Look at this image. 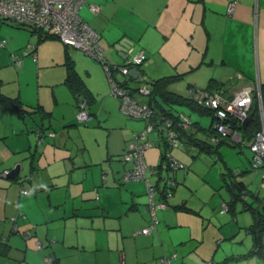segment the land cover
<instances>
[{
	"label": "crops",
	"instance_id": "obj_1",
	"mask_svg": "<svg viewBox=\"0 0 264 264\" xmlns=\"http://www.w3.org/2000/svg\"><path fill=\"white\" fill-rule=\"evenodd\" d=\"M228 1L85 0L79 13L98 31L102 54L112 63L124 64L126 60L119 41L130 45L127 56L145 53L146 60L135 66L138 76L129 80L132 88L144 84V75L154 79L144 62L161 67L167 59L172 71H187L185 84L170 87L181 93L188 85L205 88L212 77L223 82L220 91L228 95L245 85L257 86L253 98L258 94L261 126L264 0H236L232 12L226 11ZM89 3L97 4L100 10L90 11ZM173 35H178L176 40L157 58L159 46L170 42ZM29 44L32 52L25 51ZM12 53L22 55L19 65ZM68 64L75 78L83 82L87 97L77 95L70 85ZM118 73L117 78L122 79ZM0 92L18 97L28 110L18 114L0 106V264H161V256L172 253L175 256L169 258L170 264H225L229 258L242 256L247 264H264V254L251 253L252 247L238 255L224 248L219 252V246L223 247V238L216 230L219 220L204 222L211 213L206 204L214 197L208 188L209 197L197 198L195 205L205 216L192 221L188 218L196 209L187 205L185 190L177 185L179 174L174 171L171 175L172 169L163 167L166 159L161 161L160 153L154 163L152 152H147L156 140L151 135L155 130L147 133L149 145L144 147L142 159L150 168L145 171L146 179L158 189L155 200H165L167 206L156 210V227L149 233L141 232L149 222L146 179L122 177L134 165L126 158L127 142L137 137L148 120L117 111L120 100L96 57L65 45L55 36L38 39L28 29L0 18ZM81 98L90 113L86 121L76 118ZM179 109L193 113L185 106ZM197 114L196 118L190 116L203 125L205 117ZM132 118L142 120V124ZM99 119L110 120L107 128L112 134L106 137L99 132ZM38 130L44 133V140L38 139ZM73 140L75 147L70 144ZM248 146L245 149L249 152L244 150L241 157L244 164L251 156ZM193 148V156L206 154ZM112 160L123 166L121 173ZM182 163L180 168H186ZM16 165L21 166L19 175L12 178L3 173ZM28 169L30 174L25 175ZM166 175L176 181L167 197L160 188L167 185ZM245 180L255 190L261 182L260 173L248 171ZM210 185L213 187V181ZM24 188L31 191L23 192ZM236 213L232 222L236 229L230 236L244 234L243 221ZM238 223L242 225L238 227ZM211 235L217 236V247H212ZM37 241L41 248H37Z\"/></svg>",
	"mask_w": 264,
	"mask_h": 264
},
{
	"label": "built area",
	"instance_id": "obj_2",
	"mask_svg": "<svg viewBox=\"0 0 264 264\" xmlns=\"http://www.w3.org/2000/svg\"><path fill=\"white\" fill-rule=\"evenodd\" d=\"M85 0H0V16L10 17L18 22L35 29L36 32L40 31L43 34L53 35L58 37L65 45L80 48L85 50L92 56L96 57L106 70L107 78L111 83L112 92L117 94L120 98V108L123 112L135 118H142L148 120L146 125L137 134V137L128 141L129 153L126 158L133 160L134 165L132 168L125 171L123 178L125 180L140 178L146 179L145 171L150 169L142 159V151L145 146L149 145L147 140V133L154 129L153 117L154 113L152 108L146 101H140L135 96L131 95L126 89L115 83L111 76V70H117L122 74H129V69L135 67L136 64L142 63L146 60V55L143 51L134 53L126 57L124 64H119L118 69L103 54V48L99 42V33L93 28L86 20H84L79 9L84 4ZM236 0H231L228 3L227 11L232 12ZM88 9L92 12H98L100 7L95 3H89ZM29 45L28 47H30ZM27 52V49H25ZM12 58L15 64H20L22 56L12 53ZM253 86L245 85L231 96L226 97L219 93H212L202 88H190L192 98L205 107H213L215 109V116L218 119L214 124L217 131L222 135H228L234 141L240 140V135L236 129L230 125V121L234 119L239 124L247 117L250 112V107L253 102ZM137 91L141 94H149L150 89L146 84L138 86ZM113 93V94H114ZM77 118L80 121H86L90 117L85 99H80L78 102ZM180 124L188 126L190 118L183 114L180 116ZM165 126H169V120L164 121ZM166 138L173 146H179L180 140L177 138V132L171 128H166ZM39 139L44 138V133L38 131ZM49 136H53V132H48ZM249 147L252 151L253 165L259 166V169L264 170V122L261 124L260 129L255 133L251 140ZM168 153V152H166ZM165 153V154H166ZM167 165L164 163L163 167L179 168L183 163L172 155L166 154ZM8 169H4L3 173H8ZM264 179V173H263ZM166 187L173 185L175 182L172 178L167 177ZM147 184V211L149 213L148 224L141 229L143 233H149L156 227L158 218L156 214L157 209H164L167 206L165 200L156 201V190L149 180L146 179ZM264 186V182H263ZM23 192L30 190L22 189ZM167 190V188H166ZM166 197L171 195L170 191L164 194ZM37 248H41V244L37 241ZM175 256L172 253L170 256H161V264H170L169 258ZM49 260V258H48ZM50 261V260H49ZM21 264H25L22 262Z\"/></svg>",
	"mask_w": 264,
	"mask_h": 264
},
{
	"label": "trees",
	"instance_id": "obj_3",
	"mask_svg": "<svg viewBox=\"0 0 264 264\" xmlns=\"http://www.w3.org/2000/svg\"><path fill=\"white\" fill-rule=\"evenodd\" d=\"M227 6H226V11H227ZM0 17L2 20H6L10 24L13 25L18 24L16 20L10 17H6V16H0ZM18 25L28 29L32 34H36L38 39L53 36V35L43 34L40 31L36 32L34 28L23 24H18ZM26 49L27 52H32L33 46L31 45ZM142 63L136 64V66ZM112 64L114 65V68L118 69L117 65L119 64H115V63ZM177 71H175L176 73H172V74L159 75L152 80L145 78L144 80L141 81L144 84H146L150 89L149 94L146 95L145 97V101L152 108L154 113L153 130H155L158 135L162 136L161 144L159 143L161 161L164 158L167 159L166 154L172 155L171 152L169 151V148H171L173 145L166 138L167 127L177 132V138L180 140L181 144L184 143L186 145L187 144L191 145L195 147V149L199 153L216 155L217 159L222 161L221 162L222 170L220 172V176L222 178L224 187H226V189L230 194L229 199L225 200L221 204L220 212L231 211L233 214H235L237 212V208L235 207L236 204H240L239 208L241 210H248L251 214V222L245 228L247 232L252 235V239H253L252 249L250 252L264 254V186H263L264 170L259 169V166L255 167L253 165L251 149H250L251 156L248 158V162H246L245 164L244 161L240 162L234 167L230 166V164L227 163V161L224 159L223 153L220 151L222 145L228 144L238 148V150H240V153H244L245 146L247 147L249 145V144L247 145V143L253 138L255 133L260 129L258 100L256 96L253 98V102L250 107V112H252V118L251 120L248 121V123L245 126H242V123L239 124L234 119L230 121L231 127L233 129H236L240 135V140L234 141L230 138V136L222 135L221 132L217 131V129L214 127L213 123L218 121V119L215 116L216 115L215 109L213 107H205L192 98L190 88H197L196 86L188 85L185 93H181L170 88V85L173 81H176L179 78L185 76V73L187 72V71L185 72H181V71L177 72ZM68 72H69L67 74L68 81L71 82L70 85L74 88L77 95L80 93V94H84V96L87 97L83 82L78 81L77 78H75L74 71L71 70L70 64H68ZM116 73H118L117 70H111V76L114 79L115 83H117V85L126 89L131 95H133L134 91L135 90L137 91L138 88V86H136V88L134 87L132 88L129 84V80L134 81L133 76L131 75L129 76V74L125 75L122 73H118L123 76L122 79H118ZM222 84H223L222 81H218L217 79L212 77L208 80L206 87L202 89L212 93H219L226 97L231 96L232 93L228 95L225 92L220 91V87ZM0 106L10 111L16 112L18 114L22 113L23 111H28L27 108L23 106L22 101L18 97L5 95L2 92H0ZM181 106H185L189 108L191 111L197 112L202 115L204 114L210 115L209 124L205 125L203 123L202 125L199 121L192 119L189 113L187 114L185 113V111H183V109H179ZM125 114L127 116H130L127 113ZM183 114L187 115L190 118V123L186 127L180 124V122L182 121L180 116ZM165 120H169L170 122L169 126H165L164 124ZM44 139L45 136L42 140ZM127 147H128V142H127ZM240 153L238 154L240 155ZM241 157L243 158V156H240V158ZM164 163L167 165V160ZM165 168L167 170L172 169V168H168V166ZM6 169L9 170L10 168H6ZM175 169L177 168H174L172 170ZM253 170H258L261 176V182L255 190L249 188L247 184L248 182L245 180V173L248 171L251 172ZM124 174L125 172L123 173V176ZM165 177H166L165 180H167V177L172 178L170 175H166ZM174 182L176 183V181ZM175 183L173 185L168 186L167 190H166V185L164 186L165 189L164 187L162 188L161 186L160 188L164 190L163 194H165L166 191H170L171 187L172 186L174 187ZM152 185L155 188V190H158L154 184ZM28 189L31 191V188Z\"/></svg>",
	"mask_w": 264,
	"mask_h": 264
},
{
	"label": "rangeland",
	"instance_id": "obj_4",
	"mask_svg": "<svg viewBox=\"0 0 264 264\" xmlns=\"http://www.w3.org/2000/svg\"><path fill=\"white\" fill-rule=\"evenodd\" d=\"M161 33L162 34L165 33V34L169 35V32H166L163 30L161 31ZM177 36L178 35H173L170 38V40H171L170 42H168L162 46H159L160 48H158L159 49L158 51H160V53H159V55L157 54V58H160L162 56V54L164 53L163 48L166 49L167 45L170 44L171 42H173L172 40H176ZM184 36H186V35H181V38ZM181 46L185 47V45L182 43H181ZM189 48H190V45L187 47V51L189 50ZM183 62L184 61L181 60V63H183ZM144 64L147 65L148 72L150 73L149 77L156 78L159 75L176 73L175 71L171 70L172 65L170 64V62L167 59L163 61L161 67H158L156 65V63H153V62H151V63L144 62ZM175 65H173V66H175ZM186 81H187V76H183V77L179 78L178 80L173 81L171 83L170 87L176 83L185 84ZM253 87H254L253 90L254 89L257 90V86L255 87V85H254ZM177 91H180V90H177ZM134 93L135 94H133V96H135L140 101H145L144 98L142 100V99H140V97H142V96L146 97V95H148V94H141L136 90L134 91ZM116 96H118V95L116 94ZM256 97H258V94H256ZM118 98H119V96H118ZM117 111L122 112L121 108L119 109V107H117ZM258 112H259V117H260V109H258ZM190 115L195 117V118L198 116L197 112L190 113ZM203 117H205L204 124L205 125L209 124L210 115L204 114ZM133 120H136L137 123L142 124V120H137V119H133ZM109 122H110V120L100 122V119H99V125L101 127L99 132L101 133L103 131L106 134V137L109 134L113 133L112 129L107 128V123H109ZM151 135L154 136L156 140H155V142H153V145L147 149L148 150L147 152H150V151L152 152L153 156L151 159L154 161V163H157L159 161L158 159H159V153H160L159 152L160 151L159 143L162 140V136L158 135L156 131H153L151 133ZM250 142H251V140L248 142V144H250ZM70 144H72L75 147L76 146L75 140L70 142ZM90 150H91V148H90ZM244 150H245V152H249V150H247V148ZM220 151L223 153L224 159L232 167L236 166L240 162H243V160L240 158V156L244 157V153H240V150H238V148H236L235 146L224 144L221 146ZM171 153L173 154V156H175L176 158H178L179 160L184 162L187 166L186 168L171 170L170 174L172 175L174 173V171H176L177 174H179V180H178L179 182L177 185L183 186V188L185 190L184 191L185 194L183 193V195L187 199L186 200L187 205L192 206V207H194V209H196V212H194V214H192L193 212L187 214L188 218H190V220L192 221V220H196V219L200 220V218L203 217L204 214L202 212H197L198 210H197V207L195 205L197 203V198L204 197V196L206 198L209 197V194L206 192V188H208L210 190V192H214V197L210 202H208L206 204V208L210 209L211 213H210V215H206V218H204V222L206 223L208 219H211L210 223L212 224L214 221V218L216 220H219V222L217 223V226H216V230L220 231L218 236L220 238H223L222 239L223 247L219 246L220 247L219 252H221L222 248H224V249H227V252L230 254L233 253V254L238 255L240 253H245L247 251L246 249H248L249 247H252V243H253L252 235L250 233H248L246 228H245L251 222L250 221L251 215H250V212L248 210H241L239 207H237V211L238 210H240V211H239V214L238 213H236V214H238L239 219H241L243 221L244 228L242 229V231L244 232V234L241 235L238 233L237 235L233 234L232 236H230L233 233V231L236 229L234 227V224H232L233 220L235 219V216L231 211L220 212L222 199L223 198L227 199L226 192L224 191V189L222 187H220V185H221L220 172L222 170V166H221L222 161L217 159L216 155H214V154H211L209 156L207 154H200V155L193 156L196 153L193 146H189L188 144L186 145L184 143L179 147L178 146H172L171 147ZM238 153H240V155ZM111 162L113 164H117L116 165L118 167L117 169L119 170V173H121L123 166H121L120 162L114 161V160H112ZM211 181H213V187L210 185ZM96 185H97V182H96ZM216 186H219V188L216 189ZM213 201H215V204H216L215 209H212ZM222 222H225V223L221 224ZM240 225H242V223L237 224L238 227ZM211 237L213 240L212 247L213 248H214V246L217 247V243H218L217 238H216L217 236L214 237L211 235ZM243 263L244 264L246 263L244 256L232 258V259L229 258L225 264H243ZM213 264H218V263H213Z\"/></svg>",
	"mask_w": 264,
	"mask_h": 264
},
{
	"label": "water",
	"instance_id": "obj_5",
	"mask_svg": "<svg viewBox=\"0 0 264 264\" xmlns=\"http://www.w3.org/2000/svg\"><path fill=\"white\" fill-rule=\"evenodd\" d=\"M119 48H121V50L125 51V53H123L124 55V58L127 57V54H128V49L130 48V45H128L127 43L123 42V41H119V44H118ZM148 63V62H147ZM130 75L134 76V77H137L139 72L138 70L135 68V67H131L129 69V72H128ZM143 75V73H142ZM143 77L146 78V75H144ZM252 118V112H249V114L247 115V117L243 120L242 122V126H245L249 120H251ZM20 168L21 166L20 165H16L14 166L12 169L9 170L8 173H6V175H9L10 177H15L17 175H19V172H20ZM30 170L31 169H28L26 172H25V175H29L30 174Z\"/></svg>",
	"mask_w": 264,
	"mask_h": 264
},
{
	"label": "bare ground",
	"instance_id": "obj_6",
	"mask_svg": "<svg viewBox=\"0 0 264 264\" xmlns=\"http://www.w3.org/2000/svg\"><path fill=\"white\" fill-rule=\"evenodd\" d=\"M128 75V74H127ZM130 76V75H129ZM249 114V113H248Z\"/></svg>",
	"mask_w": 264,
	"mask_h": 264
},
{
	"label": "clouds",
	"instance_id": "obj_7",
	"mask_svg": "<svg viewBox=\"0 0 264 264\" xmlns=\"http://www.w3.org/2000/svg\"><path fill=\"white\" fill-rule=\"evenodd\" d=\"M10 170V169H9Z\"/></svg>",
	"mask_w": 264,
	"mask_h": 264
},
{
	"label": "flooded vegetation",
	"instance_id": "obj_8",
	"mask_svg": "<svg viewBox=\"0 0 264 264\" xmlns=\"http://www.w3.org/2000/svg\"><path fill=\"white\" fill-rule=\"evenodd\" d=\"M145 61V60H144Z\"/></svg>",
	"mask_w": 264,
	"mask_h": 264
}]
</instances>
